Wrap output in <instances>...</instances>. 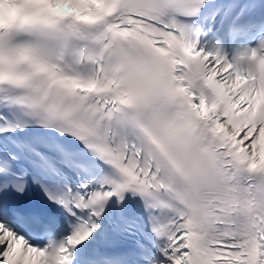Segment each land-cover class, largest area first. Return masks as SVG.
<instances>
[{"label": "snow or ice", "instance_id": "snow-or-ice-1", "mask_svg": "<svg viewBox=\"0 0 264 264\" xmlns=\"http://www.w3.org/2000/svg\"><path fill=\"white\" fill-rule=\"evenodd\" d=\"M0 264H264V0H0Z\"/></svg>", "mask_w": 264, "mask_h": 264}]
</instances>
